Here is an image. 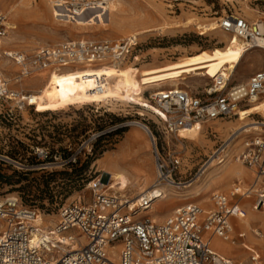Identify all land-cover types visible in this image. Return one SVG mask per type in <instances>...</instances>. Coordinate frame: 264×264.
<instances>
[{
	"label": "rangeland",
	"instance_id": "obj_1",
	"mask_svg": "<svg viewBox=\"0 0 264 264\" xmlns=\"http://www.w3.org/2000/svg\"><path fill=\"white\" fill-rule=\"evenodd\" d=\"M51 2L52 0H1L0 12L6 15L9 24L16 27L7 37L14 40L11 51H23L30 55L42 46L80 39L118 42L139 28L148 27L151 30L145 35L137 36L138 46L132 56L117 67L104 63L66 67L58 69V72L55 69L39 73L22 79L15 85L18 67L11 62L2 61L5 71L3 78L10 89L30 92L35 103H41L44 110L35 108L15 112L9 102L3 104L0 101V176L3 177L0 178V200L6 197L17 198L23 207L40 212L44 221L41 230L55 225L57 213L62 206L78 201L88 203L91 199V183L100 181V188L106 191L102 184L108 185L110 176L107 172L112 171L111 166L118 158L116 156V159H112L117 152L112 150L116 149L127 132L143 133L150 150L122 151L119 164L132 175L134 166L138 165L137 171L141 170V173L135 171L136 175L133 176L137 177L126 190L125 196L129 201L140 191L139 188L148 189L155 177L150 141L145 128L153 134L160 151H169L180 157L181 167L177 178L186 182L196 178L207 157L232 134L236 137L240 135L230 144L233 146L239 141L238 150L232 152L229 149L227 160L221 166H216V163L207 164L203 169L206 179L220 174L227 162H233V156L240 153L246 138L264 135V108L260 110L249 105L239 111L238 118L215 121L221 123L223 128L227 125L234 126L223 134L213 129V122L197 128L200 135L196 141L190 140L194 135L189 132L180 133L178 140L165 137L161 134L159 125L160 113L149 96L166 89L203 93L211 80L189 76L177 82L173 88H144L141 99L132 97L130 90L123 89L120 82L115 81V73L119 70L126 73L130 69L161 67L203 51L223 47L225 37L219 29L201 36L196 24H217L229 14L253 21L264 19V0H119L108 10V14L100 16L98 20L95 18L86 21L84 16L72 23L54 18ZM250 52L233 71L230 85L246 82L250 75L263 67L264 54L259 50ZM96 78L103 83L102 92L93 91ZM42 81H45L42 86L32 92L31 89L38 87ZM21 84L23 88L20 87ZM40 90L46 91V94H38ZM248 124L247 128L260 129L242 133L247 129L242 127ZM235 129H238L237 133ZM35 151H46L48 157H38L34 154ZM241 168L244 169L242 172H246L243 166ZM248 180L249 177L235 179L229 186L216 185L212 189H217V193L230 199L234 184L239 185L243 193L253 185V181L248 183ZM189 184L176 191L177 195L181 197L195 185L193 182ZM170 192L168 190V197ZM213 193L214 191L205 192L203 196L210 198ZM230 200L232 204L248 203L246 213L251 210L255 214L257 212L253 211L251 205L254 204L255 196L252 199L235 196ZM190 203L200 205L204 210L211 204L201 205L196 200ZM183 205L185 204H163L152 215L162 216L161 221L168 216L167 210L172 208L170 214ZM143 216L147 215L139 217ZM1 226L2 222L0 231L3 228ZM252 228L259 227L253 224ZM257 230L263 234L261 228ZM232 240L240 242L236 235H232ZM237 243L235 247L239 253L233 260L241 262L244 258L240 256L247 253L246 249H252L259 256L258 262L264 264V245L260 247L248 242L242 243V247ZM246 258L247 254L244 262H247Z\"/></svg>",
	"mask_w": 264,
	"mask_h": 264
},
{
	"label": "built area",
	"instance_id": "obj_2",
	"mask_svg": "<svg viewBox=\"0 0 264 264\" xmlns=\"http://www.w3.org/2000/svg\"><path fill=\"white\" fill-rule=\"evenodd\" d=\"M111 1L114 0H53V16L74 21L86 15L89 20L96 16L94 12L103 15ZM217 27L222 34L241 41L247 51L259 50L264 54V19L253 21L229 14L218 21ZM9 31L6 15L0 12V101L9 102L15 112L35 110V100L30 92L10 89L3 78L2 61L18 67L14 78L17 85L22 79L49 70L122 62L130 58L138 46L134 37L118 42L80 39L42 46L26 55L4 46ZM102 84L97 79L93 91L102 92ZM149 100L161 113V134L176 139L187 128L238 118L240 110L264 101V65L241 84L230 85L220 73L211 79L203 93L166 89L152 93ZM145 131L150 141L155 177L148 193L140 196L132 208L128 199L112 192L108 194L96 181L89 187L91 199L88 203L78 201L62 206L55 225L41 230V225L34 224L36 210L23 207L17 198L6 197L0 200L3 227L0 264H242L218 256L203 238L204 233H211L224 241L232 239L231 217L236 207L222 194L211 195L216 207L207 213L199 205L190 203L174 209L160 222L147 216L135 217L137 211H147L152 203L165 199L168 190L179 191L196 180L178 179L180 157L160 151L153 134L146 128ZM226 151L224 141L207 157L203 166L210 164L211 159L220 166L227 160ZM34 154L43 159L48 157L46 151ZM234 158L255 175L254 181L258 184L251 185L254 189L258 186L253 194L254 210L264 207V135L246 138ZM240 191L236 185L232 196L250 195V190ZM34 234L40 237L35 243L32 242ZM252 234L258 238V234L253 231ZM244 237L243 233L238 234L239 239ZM250 254V264H256L259 256L253 250Z\"/></svg>",
	"mask_w": 264,
	"mask_h": 264
},
{
	"label": "bare ground",
	"instance_id": "obj_3",
	"mask_svg": "<svg viewBox=\"0 0 264 264\" xmlns=\"http://www.w3.org/2000/svg\"><path fill=\"white\" fill-rule=\"evenodd\" d=\"M0 2H1V0H0ZM117 2H119V0L111 1L108 4L106 12L103 15L99 14L98 12H94V14L96 16L91 17L89 20H87L88 17L86 15H83L80 18L85 16L86 21H90L91 19H95V18L98 20V18L100 16H104V15L108 14V10L113 8L114 5L117 4ZM52 3H53V0L50 4L51 12L53 15ZM7 12L10 13V10H8ZM80 18H78V19H80ZM56 20L64 21L65 23H72V22H75L76 19H74V21H68L64 18H62V19L59 18ZM8 26H9L10 31L11 30L13 31L16 29L15 26H13L9 23H8ZM196 26L198 27V30L200 31L199 35H201V36L209 34L210 32H215L216 29H218L216 23L208 24V25L196 24ZM149 28H151V27H149ZM150 30L151 29H148V27L147 28H139L135 31H132L129 34L130 35L129 37H134L137 40V36L145 35V34L149 33ZM157 32H159V31H157ZM224 37H225V45L223 47L214 48L213 50H211L209 52L203 51V52H200L196 55L183 58V59L179 60L178 62H174L172 64L164 65L161 67L144 69V70H138V69L131 70L130 69L126 73L123 72V70H119L117 73H115V81L120 82L123 89L130 90L132 93V97L139 98V99H141V95L143 94L142 90H144V88H151L153 90L161 89L165 86H169V87L173 88V87H175L177 82L183 81L186 79V77H189V76H191L192 78L198 77V78H202V79H206V80H211L216 75L221 73L230 81V77L233 74V71L238 67V65L241 63V61L243 59H245V57L251 52L247 51L246 46L241 41H238L237 39H234L232 37H230L228 39L227 38L228 36L226 37V35H224ZM13 42H14V40L12 38H10V39L6 38L5 47L10 49ZM10 51H11V49H10ZM6 62H9V61H6ZM122 62H117V63H115V62L114 63L101 62V63L109 64L112 67H117ZM8 69H10V68H8ZM12 70H14V68ZM6 76H7V74H6ZM22 85L23 84H21L20 87H22ZM177 90H179V89H177ZM158 91H156V92H158ZM38 94H41V95L46 94V91L40 90L38 92ZM35 104L36 105L34 106V108H37L39 111L44 110L41 107V103H35ZM250 106L252 108H258V109L262 110L264 108V101L253 103ZM157 111L159 112V110H157ZM160 115H161V113H160ZM237 115L239 116L240 112H238ZM201 125L202 124H198L197 126H194L192 128H187V129L181 131L180 133H184V132L193 133L194 136L190 138V140L193 141L200 135V132H197V128ZM249 125L250 124L242 127V129L247 128V126H249ZM212 127H214L213 129L215 131H218L222 134L225 133L226 131H228L230 129L232 130L234 128V126H228V125L224 126L225 128H223L221 123H217V122L215 123V121H214V124L212 125ZM249 128L243 130L242 133L250 131V130H256L257 131L260 129L258 127H255V128L249 127ZM202 129H203V127H201V130ZM234 131L237 133L238 129H235ZM178 137L179 136L176 137L177 140H178ZM239 137H240V135L237 137H236V135H232V137H229L225 141V145L227 146V151L229 149L232 152L238 150L237 147L239 145V141H237V143H235L233 146H230L229 142L231 140H237V138H239ZM227 151H226V157H227ZM235 156H233V162H227L224 165V168L220 174L212 175L211 177H209L207 179H206L205 172H203V169L205 168V166L207 164L202 166L201 171L199 172V174L196 177V180L193 182V184H195V185L190 190L184 192L183 193L184 195H182L180 197L177 195V192H176L177 190L170 189L171 192H170L169 197H168V195H166L165 199L155 201L154 203H152L151 206H149L150 209L148 207L149 210H147V211H141L139 213H137L138 212L137 211L136 212L137 216H135V217L147 215V216H150L149 218L152 221L158 222V221H160L162 216H155L152 214H153V212L155 213V212L159 211L163 204H166L167 206L174 204V203L182 205V204H188L191 201H195V200H196V202H198L201 205L210 204L212 199H210L208 197H204L203 195L205 192L208 193L209 191L210 192L214 191L213 194H216L218 192V190L212 189L216 185L229 186V184L235 179L236 180H239L240 178L248 179L250 172H247V171L242 172V171H244V169H242L240 166L242 164L237 159L234 158ZM210 163L213 164V163H215V161H212V159H211ZM236 164H240V165H236ZM111 170L112 171L107 172L108 176H110L108 185L104 186L103 185L104 183H103L102 186L104 188H106V191H110L114 195H118L120 197H123L124 199H128V198H126L127 195L125 196V193H126V190L129 188V186L131 185L132 179L130 178L129 174L122 169L121 165H119V162H117L116 160L113 162V165L111 166ZM254 180H255V175H254ZM254 183L258 184L255 181H254ZM100 184H101V182H100ZM90 186H91V184L89 185V187ZM150 187H151V185H150ZM150 187L146 190L145 189L142 190V188H139L140 191L137 192L136 196L132 197L131 201H129V207L132 208L133 207L132 205H134V203L136 202V200L138 198H140V196L148 193ZM248 190H250V192H249L250 195L249 196L246 195V196H242V197H244L245 199H252L253 194L255 193V189L250 187L249 189H247L245 191H248ZM230 195L232 196V192L230 193ZM187 196H188V198H187ZM246 205H248V203H246V202L239 204L238 208H236V210L234 212V215L231 217L232 218L231 219L232 235H237L239 233L245 234L244 233L245 230L251 229V223H252V225L253 224L258 225V227L261 228L263 233H264V207L255 210V211H257L255 214L252 212V210L246 213L245 212ZM207 211L208 210H204V213H206ZM253 211H254V208H253ZM202 217H203V215L200 216V218H202ZM52 223H49V225H53ZM34 224L44 226L43 215L40 212H38V215L34 221ZM238 227H239V229H238ZM240 228L242 229V231H240ZM259 228H255L252 230H257ZM248 236H249L248 239L246 240V242L243 241L244 242L243 244H247L249 242L250 245L254 244L256 246L258 245L260 247H263L264 235L262 236L261 239H257L253 235L251 236L250 234H248ZM236 237H238V236H236ZM38 238H40V237H38L37 235L34 234L32 237V242L35 243L38 240ZM207 238H208L209 245L219 255H222V256L224 255V256L230 257L232 259L235 256H237V254L239 253V251L235 247L236 243L233 244L230 240L224 241L222 239H219L215 235L211 236V237L208 236ZM112 259L115 261V257ZM256 264H261V263L256 262Z\"/></svg>",
	"mask_w": 264,
	"mask_h": 264
},
{
	"label": "crops",
	"instance_id": "obj_4",
	"mask_svg": "<svg viewBox=\"0 0 264 264\" xmlns=\"http://www.w3.org/2000/svg\"><path fill=\"white\" fill-rule=\"evenodd\" d=\"M6 41V40H5ZM5 41H4V46H5ZM59 70H57L56 72H58ZM45 72H48V71H45ZM50 72V71H49ZM43 73V72H42ZM45 81H42L41 82V84L38 86V87H36V88H34V89H31L32 90V92L34 91V90H36V89H38L39 87H41L42 86V84L44 83ZM125 137L116 145V149H114V150H112V151H117V152H115V154H113V156H112V159L114 160V159H116V156H118V158H117V162H119V160H120V156L122 155V151H150L149 150V144H148V142L146 141V139H145V135L143 134V133H141V132H139V131H131V132H127L125 135H124ZM128 152H127V154H128ZM128 156V155H127ZM120 165V164H119ZM236 165H240V164H236ZM241 166H243V165H241ZM122 167V166H121ZM244 167V166H243ZM134 168H135V170H134V174H135V171L136 172H138V173H141V170H138L137 171V169H139V166L138 165H136V166H134ZM245 168V167H244ZM122 169L124 170V171H126L128 174H129V176H130V178L132 179V180H134V178H136L137 176H133L132 174H131V172L129 171V170H127L126 168H124V167H122ZM246 169V168H245ZM246 171L247 172H250V175H249V180H248V183H249V181H253L254 182V174H253V171H250V170H248V169H246ZM136 175V174H135ZM235 181V180H234ZM236 185L234 184V187H235ZM239 186V185H238ZM234 187H233V189H234ZM220 194H222V193H220ZM234 196H231V198H233ZM230 198V199H231ZM230 199H228V202L230 203V205H232V206H235L236 208H238V205L239 204H232V202H231V200ZM188 204H190V203H188ZM251 205L253 206V204L251 203ZM200 206V205H199ZM201 207V206H200ZM215 207H216V205H215V203H213V202H211V204L209 205V207H208V211L207 212H209V211H213L214 209H215ZM202 208V207H201ZM203 209V208H202ZM172 210V208H170V210H167L166 211V214H168L169 215V212ZM206 212V213H207ZM232 225V224H231ZM252 229H255V228H252V223H251V229H249V230H245V234H244V236H246V237H244L243 239H239L238 237V239L240 240V242H235L234 240H230L233 244L234 243H237L239 246L241 245L242 247H243V245H242V243H244V242H246V240L248 239V234H250L251 236L253 235L252 234V231L253 232H255L256 234H258V238L257 237H255L254 235V237L255 238H257V239H261L262 238V236L264 235V233L263 234H260V232L259 231H257V230H252ZM257 231V232H256ZM211 237V236H214V235H212L211 233H204V235H203V238H204V240H206L207 242H208V238L207 237ZM236 236H238V234L236 235ZM244 241V242H243ZM211 247V246H210ZM211 249H212V247H211ZM213 250V249H212ZM247 251V258H246V260H247V262H244V260H245V255H241L240 256V258L242 257V258H244V260H242L241 261V263L242 264H250V262H249V257H250V251H252V249L251 250H248V249H246ZM214 251V250H213ZM216 253V252H215ZM217 254V253H216ZM218 255V254H217ZM218 256H220V257H222V258H225V259H230V260H232L230 257H226V256H222V255H218ZM233 261H235V262H238V261H236V260H233ZM240 263V262H239Z\"/></svg>",
	"mask_w": 264,
	"mask_h": 264
},
{
	"label": "trees",
	"instance_id": "obj_5",
	"mask_svg": "<svg viewBox=\"0 0 264 264\" xmlns=\"http://www.w3.org/2000/svg\"><path fill=\"white\" fill-rule=\"evenodd\" d=\"M0 178H3L2 176H0Z\"/></svg>",
	"mask_w": 264,
	"mask_h": 264
}]
</instances>
